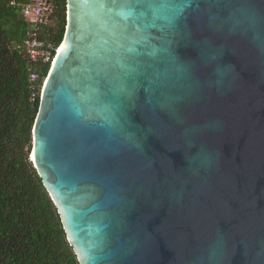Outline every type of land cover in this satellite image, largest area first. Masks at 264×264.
Returning <instances> with one entry per match:
<instances>
[{"label":"water","instance_id":"obj_1","mask_svg":"<svg viewBox=\"0 0 264 264\" xmlns=\"http://www.w3.org/2000/svg\"><path fill=\"white\" fill-rule=\"evenodd\" d=\"M60 48L30 161L80 264H264V0H67Z\"/></svg>","mask_w":264,"mask_h":264},{"label":"trees","instance_id":"obj_2","mask_svg":"<svg viewBox=\"0 0 264 264\" xmlns=\"http://www.w3.org/2000/svg\"><path fill=\"white\" fill-rule=\"evenodd\" d=\"M29 0H0V264H80L61 216L30 161L41 87L52 63L25 57L30 24L22 15ZM42 39L56 49L67 27V0H52ZM41 74L37 98L31 71ZM39 89V90H38Z\"/></svg>","mask_w":264,"mask_h":264},{"label":"built area","instance_id":"obj_3","mask_svg":"<svg viewBox=\"0 0 264 264\" xmlns=\"http://www.w3.org/2000/svg\"><path fill=\"white\" fill-rule=\"evenodd\" d=\"M51 1L52 0H29L22 7V15L30 24L28 39L26 41L25 57L32 64L46 65L53 63L56 57H53L54 47L49 45L41 37L43 27L50 23L51 16L54 12ZM59 48L56 49V52H58ZM30 80L36 88L32 96V100L35 101L37 98V87L42 80V76L37 71L32 70ZM45 81L46 78L43 81L40 93H42Z\"/></svg>","mask_w":264,"mask_h":264},{"label":"bare ground","instance_id":"obj_4","mask_svg":"<svg viewBox=\"0 0 264 264\" xmlns=\"http://www.w3.org/2000/svg\"><path fill=\"white\" fill-rule=\"evenodd\" d=\"M61 50V48L59 49V51Z\"/></svg>","mask_w":264,"mask_h":264}]
</instances>
